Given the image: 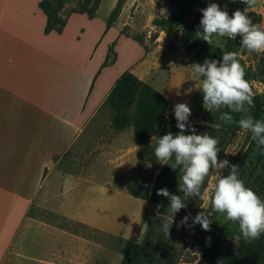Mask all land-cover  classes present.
<instances>
[{"label":"crops","instance_id":"1","mask_svg":"<svg viewBox=\"0 0 264 264\" xmlns=\"http://www.w3.org/2000/svg\"><path fill=\"white\" fill-rule=\"evenodd\" d=\"M41 1L0 0V264H93L97 256L101 264L106 244L53 219L140 240L144 214L154 206L130 195L137 172L124 166L129 160L141 166L144 146L135 142L125 152V130L102 133L94 119L123 73L149 84L161 61L154 51L118 70L124 36L115 24L107 30L99 10L93 19L70 14L61 33L46 34ZM112 44L116 58L108 62ZM129 195L142 203L136 213ZM130 217L136 227L123 238Z\"/></svg>","mask_w":264,"mask_h":264},{"label":"rangeland","instance_id":"2","mask_svg":"<svg viewBox=\"0 0 264 264\" xmlns=\"http://www.w3.org/2000/svg\"><path fill=\"white\" fill-rule=\"evenodd\" d=\"M118 1L119 0H102L98 9V16L100 18L107 17L108 22ZM173 1L174 0H125L120 15L113 23L115 24L114 31L120 30L121 35L124 36V39H122L118 45L117 53L120 63L117 69L121 70L126 67L125 71H127L133 62H142L144 59H148L147 57L150 53L155 51L153 59L156 62L160 60L161 63L151 75V79L148 83L157 92L171 101L170 110L167 112V115H174V106L176 104L187 103L191 109L189 121L192 124L204 126V129L197 134L207 133L209 136L219 140L217 146L221 151L218 153V162L226 159L229 161L230 165L238 166V177L244 181L245 187L251 188L260 199L264 201V146L257 145L256 141L252 139V133L250 131L241 129L232 137L231 133L226 132L217 124L213 115L204 107L203 94L200 91L201 81L195 76L191 67H189L191 64L197 63L195 54L194 52L185 51L179 37L180 30L171 35H166L164 31H161L153 25L154 19L163 17L168 18L175 12V7L172 4ZM209 3L219 4L222 10H226L229 13L230 17L236 10L243 11L246 7L240 0H235V2H233V0H209ZM71 7L72 5H69L63 12V15H66ZM204 8L206 7H196V11L201 13L200 9ZM250 12L260 14L262 17L261 26H264V0H256ZM112 36L114 37L115 35L112 34ZM226 38L227 36L219 37L214 35L212 37L211 46L223 48ZM157 40L159 43L156 42ZM114 46L115 45L112 44L109 47L108 62L116 58ZM242 58L246 62V65L251 67L252 70L258 68V53L246 50ZM263 66L264 65L260 64L258 68L260 74L259 80L252 82L254 92L260 95H264V80L262 79L264 78ZM112 115V110L108 106H103L94 119L103 123L104 129L101 130L102 133L113 131L119 134V131H115L112 127ZM254 118L264 121V110L259 111ZM122 137L125 143L124 151L126 152L133 148L135 140L132 128L125 130ZM146 161L149 162L148 160ZM131 166H134L137 177L134 184L128 187V191L131 187L138 184L151 169L145 167L143 163L140 166L138 161L135 163V160H129L124 166L125 172H129L128 170ZM229 173L230 168L225 167L220 171L219 175L227 176ZM182 174L183 173H181V175ZM179 177L171 193L183 198V193L179 191ZM218 179L219 176L214 171L210 173V175L205 178L201 187L200 197L184 198L187 207L176 213L173 217V221H171V213L168 209L170 203L169 198L168 205L159 210V216L156 215L154 207H151L145 212L142 230L138 232L140 237L139 241H141L149 231L152 232V242L154 246L152 250H155V254L153 255L155 256V264H159L158 259L162 257L163 251L166 252L169 260L166 264H208L206 259L202 260V257L205 255L207 246L211 245L214 241L209 231L203 230L200 224H196L194 227H177L182 218L189 213L191 217L194 218L197 213L204 212L208 218L212 220L210 227L216 226L217 228H224L231 233L240 235L238 222L233 223L228 221L225 218L226 214L215 212L212 208L211 200ZM127 181L131 182L132 180L129 177ZM92 196L95 198L100 197L98 194H93ZM128 198L132 200V204H130L131 213H136L138 207H140L142 203L131 196ZM128 207L129 203L125 202L124 210L126 217H128L126 215ZM37 214L43 215L44 217L50 216L49 214H42L35 210L31 212V215ZM133 219L132 217L129 219L126 218L123 226V238H126L131 229L136 227ZM53 220L59 221L60 227L71 228L77 235L89 239L93 243L106 244L108 249L107 258L106 262H103L104 258L103 255H101V264H122V251L126 245V240L110 236L105 237L99 232L88 230L78 225L71 226L61 219L54 218ZM164 220H167L169 224L172 222L168 235L165 234L161 228ZM187 224L192 225L191 218L188 220ZM209 237L211 238L210 241L208 240ZM156 248L158 251H156ZM99 260L97 256L93 264H100ZM222 261L223 256L220 257L216 264H221Z\"/></svg>","mask_w":264,"mask_h":264},{"label":"clouds","instance_id":"3","mask_svg":"<svg viewBox=\"0 0 264 264\" xmlns=\"http://www.w3.org/2000/svg\"><path fill=\"white\" fill-rule=\"evenodd\" d=\"M235 2V0H233ZM246 7L243 11L236 10L231 17L226 10H222L217 3H209L200 9L202 18L196 36L208 44H212V37H229L241 39V48L249 52L264 53V26L253 23L248 13L256 0H240ZM202 29V31H201ZM237 52H223L221 60L205 59L203 63H193L191 67L195 76L201 81L200 91L206 110L221 112L219 119L226 124L238 123L239 127L252 133V139L258 146H264V121L250 115L253 105V94L248 81L244 79L245 70L239 62ZM231 113L240 114L236 121ZM191 109L187 103L174 106L176 127L179 133L157 137L154 155L161 164L169 165L173 170L180 169L183 173L179 177V191L183 198L169 192L167 188L157 190V195L169 198L171 221L176 213L186 208L184 198L200 197L201 187L205 178L213 171L219 176L211 200L215 212L226 214L225 218L233 223H239L240 235L235 237L251 242L264 233V201L238 177L236 165H230L228 160L218 162L217 146L219 140L207 133L196 134L189 116ZM190 132L191 134H185ZM174 158V159H173ZM145 167L151 168V162H145ZM225 167L230 168L227 176L219 175ZM162 204L156 205V215H160ZM192 225H188L189 219ZM212 220L204 212H199L193 218L191 214L184 216L177 227H194L200 224L203 230L210 231ZM167 220L162 222L161 228L168 235L170 227ZM210 237L208 240L210 241Z\"/></svg>","mask_w":264,"mask_h":264},{"label":"trees","instance_id":"4","mask_svg":"<svg viewBox=\"0 0 264 264\" xmlns=\"http://www.w3.org/2000/svg\"><path fill=\"white\" fill-rule=\"evenodd\" d=\"M102 0H42L39 7L47 18L45 33H61L67 23L70 14H86L90 19L95 17ZM125 0H119L107 22V30L110 29L115 19L120 15ZM175 12L168 18H156L153 25L171 35L180 30V41L187 52H194L197 63H203L205 59L221 60L223 52H237L240 64L245 70L244 79L248 81L252 94L254 107L250 115L256 116L264 110V95L256 94L252 85L253 81L260 78L259 66L264 65V53H259L256 70L246 65L242 56L247 49L241 48V37L235 39L229 37L225 40L224 47H212L196 36L202 13L196 11V7H207L209 0H174ZM72 5L69 12H63ZM253 23L261 25L262 17L256 12H249ZM202 31V29H201ZM264 67V66H263ZM264 80V78H262ZM169 102L149 84L143 82L131 72L123 73L116 81L103 106H108L112 112V126L117 131L133 129L136 144L144 146L139 152L140 163L146 160L151 162L150 172L141 181L129 189L130 195L135 198L148 201L156 209L157 204L161 208L168 205V198L157 195V190L167 188L169 192L174 188L177 178L181 175L180 169L173 170L167 164H161L154 155L157 137L168 132L179 133L176 127L174 115H167ZM229 111L221 108L219 111L210 112L217 124L234 137L241 130L238 123L226 124L219 119L220 113ZM234 120L241 118L240 114L231 113ZM196 134L200 133L204 126L192 124ZM185 134H191L185 132ZM174 159V158H173ZM160 208V209H161ZM209 233L213 236V243L207 246L205 255L202 257L208 264H216L223 256L221 264H264V233L251 242L241 239L224 228L211 226ZM152 232H148L141 241L130 239L122 251V264H155V250L153 246ZM156 251L158 249L156 248ZM157 260V259H156ZM159 264H166L168 256L163 251L158 259Z\"/></svg>","mask_w":264,"mask_h":264}]
</instances>
